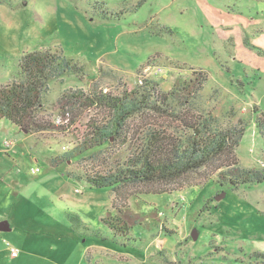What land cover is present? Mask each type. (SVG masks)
I'll return each mask as SVG.
<instances>
[{"label":"rangeland","instance_id":"374dc122","mask_svg":"<svg viewBox=\"0 0 264 264\" xmlns=\"http://www.w3.org/2000/svg\"><path fill=\"white\" fill-rule=\"evenodd\" d=\"M36 51L84 71L48 82L38 111L47 131L29 134L0 121V221L9 225L0 232V264H264V181L230 190L204 170L180 183L197 186L178 191L126 184L112 194L66 175L86 179L122 167L132 142L52 164L101 120L77 105L60 109L63 94L90 92L95 83L118 94L140 79L167 93L203 72L204 109L225 124L248 121L235 156L240 167L263 170L254 123L264 118V0H0V85L18 80L20 57ZM64 113L69 125L55 127ZM118 210L139 221L131 239L112 237L100 221ZM4 242L18 258L7 257Z\"/></svg>","mask_w":264,"mask_h":264},{"label":"trees","instance_id":"16d2710c","mask_svg":"<svg viewBox=\"0 0 264 264\" xmlns=\"http://www.w3.org/2000/svg\"><path fill=\"white\" fill-rule=\"evenodd\" d=\"M18 67L19 79L0 85V121L7 120L29 134L47 131L50 126L39 122L38 111L48 82L69 73L80 76L84 67L48 51L23 54ZM140 80L134 86L124 84L125 88L118 94L97 91L96 83L90 92L76 89L63 94L57 100L60 109L77 105L95 111L101 120L89 125L88 135L75 150L64 153L57 161L54 159L52 164L57 167L104 145L132 142L135 150L122 167L86 179L84 175H66L85 188L108 189L112 194L126 184L164 187L152 190L155 194L178 191L197 186L194 182L180 183L204 170L216 174V183L230 190L249 188L264 181V168H242L235 156L248 121L240 119L235 124H225L204 109L203 89L207 78L203 72L194 73L167 93L161 92L155 81ZM216 94L211 98L216 99ZM136 118L140 123L133 124ZM68 122L63 126L53 124L62 128ZM254 124L264 143V118L257 117ZM100 221L112 237L126 239H131L129 233L139 223L133 214L122 210L115 216L108 212ZM93 233L100 237L98 232ZM107 239L101 237L102 241ZM4 245L8 253L9 247L17 249L7 242Z\"/></svg>","mask_w":264,"mask_h":264},{"label":"built area","instance_id":"2783aa9c","mask_svg":"<svg viewBox=\"0 0 264 264\" xmlns=\"http://www.w3.org/2000/svg\"><path fill=\"white\" fill-rule=\"evenodd\" d=\"M139 83H141V80H139ZM68 120H69V118H68V113H66V114L64 113V114H61V116H57V117L55 118V124H56V125L63 126V125H65V124H67ZM35 169H36V168H35ZM35 169H32V170H31V172H32L33 174L39 172V169H38V171H35ZM9 256H10L11 258H16V257L18 256V250L15 249V248H13V247H9Z\"/></svg>","mask_w":264,"mask_h":264},{"label":"water","instance_id":"95a60500","mask_svg":"<svg viewBox=\"0 0 264 264\" xmlns=\"http://www.w3.org/2000/svg\"><path fill=\"white\" fill-rule=\"evenodd\" d=\"M9 231V225L5 221H0V232H7Z\"/></svg>","mask_w":264,"mask_h":264},{"label":"crops","instance_id":"0c3cea01","mask_svg":"<svg viewBox=\"0 0 264 264\" xmlns=\"http://www.w3.org/2000/svg\"><path fill=\"white\" fill-rule=\"evenodd\" d=\"M6 253H7V257L10 259V260H13V259H16V258H18L19 257V254H18V256L16 257V258H11L10 256H9V253H8V251L7 250H4Z\"/></svg>","mask_w":264,"mask_h":264}]
</instances>
